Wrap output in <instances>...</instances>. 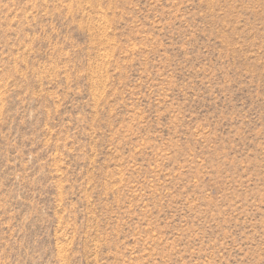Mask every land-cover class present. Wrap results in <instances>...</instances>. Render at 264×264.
I'll list each match as a JSON object with an SVG mask.
<instances>
[{
	"label": "rangeland",
	"instance_id": "1",
	"mask_svg": "<svg viewBox=\"0 0 264 264\" xmlns=\"http://www.w3.org/2000/svg\"><path fill=\"white\" fill-rule=\"evenodd\" d=\"M0 264H264V0H0Z\"/></svg>",
	"mask_w": 264,
	"mask_h": 264
}]
</instances>
